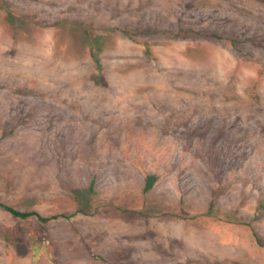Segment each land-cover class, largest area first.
Masks as SVG:
<instances>
[{"label":"rangeland","instance_id":"rangeland-1","mask_svg":"<svg viewBox=\"0 0 264 264\" xmlns=\"http://www.w3.org/2000/svg\"><path fill=\"white\" fill-rule=\"evenodd\" d=\"M0 203V264H264V0H0Z\"/></svg>","mask_w":264,"mask_h":264},{"label":"trees","instance_id":"trees-1","mask_svg":"<svg viewBox=\"0 0 264 264\" xmlns=\"http://www.w3.org/2000/svg\"><path fill=\"white\" fill-rule=\"evenodd\" d=\"M91 55H92L93 60L98 65L97 68H98L99 74H101V68H100V65H99V60H98L97 54L95 52H92ZM157 180H158V178H157L156 175L147 176L146 179H145V185H144L143 192L144 193L150 192L153 189L154 185L156 184ZM0 207L2 209H4L6 212H8L14 218H17V219H20V220H27V219H30L32 217H35L39 222L47 223L50 220L56 218V216L43 217L39 213H37L36 211H20V210H18L16 208H14L12 206H9V205H6L4 203H0ZM254 236L256 238H258V236L256 234H254ZM37 251H38V249L34 250L33 264H35L37 262V260H38V252Z\"/></svg>","mask_w":264,"mask_h":264}]
</instances>
